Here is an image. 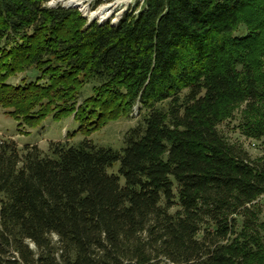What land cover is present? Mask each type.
Masks as SVG:
<instances>
[{
  "label": "trees",
  "instance_id": "1",
  "mask_svg": "<svg viewBox=\"0 0 264 264\" xmlns=\"http://www.w3.org/2000/svg\"><path fill=\"white\" fill-rule=\"evenodd\" d=\"M48 1L0 0V109L83 139H0V264H264V156L219 131L239 112L264 144V1L136 0L116 24ZM134 106L119 150L86 138Z\"/></svg>",
  "mask_w": 264,
  "mask_h": 264
},
{
  "label": "rangeland",
  "instance_id": "2",
  "mask_svg": "<svg viewBox=\"0 0 264 264\" xmlns=\"http://www.w3.org/2000/svg\"><path fill=\"white\" fill-rule=\"evenodd\" d=\"M135 1L136 0H82V2H84L83 5L86 6L90 12H95L98 8L103 6L109 7L108 16L104 21L91 18L90 14H85L81 9L77 7H66L64 4L57 3L55 0H49L46 6L49 8L61 6L75 9L88 23L97 22L101 24L109 22L110 24H116L119 18L135 3ZM249 13L251 12H248V14ZM242 34H244V27L237 28L235 35ZM262 41H264V38H262ZM24 77H26L24 74L15 75L10 82L16 84ZM137 121L138 114L136 106H134L127 116L124 115L114 121L108 122L98 131L90 133L86 138L97 146L119 150L122 146V139L125 132L134 127ZM239 121L238 112L234 114L231 120L219 126V131L231 143L241 145L253 159L264 156V144H262L261 141H254L242 136L238 127ZM75 129L76 124L72 122V116L64 120H55L51 116H47L40 122H37L33 128H30L0 109V139L14 142L19 149L26 145H36L42 151H46L50 142L68 141L72 144L77 143L83 139V136L79 134H76L73 138L67 136V134ZM117 167L118 164H115L110 172H115ZM260 213V220L264 221V199H262L261 202Z\"/></svg>",
  "mask_w": 264,
  "mask_h": 264
},
{
  "label": "bare ground",
  "instance_id": "3",
  "mask_svg": "<svg viewBox=\"0 0 264 264\" xmlns=\"http://www.w3.org/2000/svg\"><path fill=\"white\" fill-rule=\"evenodd\" d=\"M57 3L64 4L66 7H77L82 10L85 14H90L91 18H97L101 21H104L109 12V7L103 6L98 8L95 12H90L82 0H55Z\"/></svg>",
  "mask_w": 264,
  "mask_h": 264
}]
</instances>
